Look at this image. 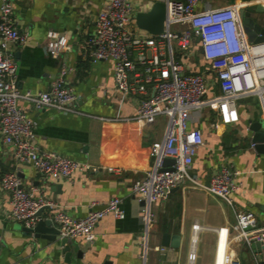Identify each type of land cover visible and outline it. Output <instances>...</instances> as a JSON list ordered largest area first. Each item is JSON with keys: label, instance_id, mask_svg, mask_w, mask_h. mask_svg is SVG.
Wrapping results in <instances>:
<instances>
[{"label": "crops", "instance_id": "0c3cea01", "mask_svg": "<svg viewBox=\"0 0 264 264\" xmlns=\"http://www.w3.org/2000/svg\"><path fill=\"white\" fill-rule=\"evenodd\" d=\"M102 1L12 0L15 25L26 36L22 44L11 47L18 64L16 87L21 91L46 90L50 77L65 60L72 68L67 82L78 96L76 113L35 111L19 102L34 123L38 145L42 150L100 166L96 172L76 173L59 181H42L29 163L16 169L24 188H39L59 210L73 217H84L91 208H101L113 197L121 200L124 216L102 218L95 226L94 241L82 257L66 262L57 242L28 234L20 222L7 219L9 194L0 190V264H189L191 250L195 253L193 264H213L217 238L213 229L219 227L229 231L228 240L240 264H258L264 260V250L258 253L231 240L234 210L253 212L258 225L264 224V152L251 146L250 129L262 121L264 130L257 96L239 99L238 121L219 124L217 128L213 123L218 117L211 106L190 113V126L202 131L204 141L193 159L190 174L208 183L222 166H232L236 186L230 195L233 207L205 190L171 189L166 200L151 205L153 220L144 250L140 204L130 187L148 172L152 162L149 145L163 137L165 118L160 116L153 122L127 119L136 114L138 96H122L114 89L112 60L92 63L83 55L80 46L93 31ZM212 1L209 0L210 6L230 2L218 0L217 5H212ZM155 2L132 0L135 12H145ZM257 2L263 4L264 0ZM51 34L67 42V49L56 57L47 49ZM207 77L211 94H219L214 76ZM107 167L119 168L120 172H108ZM12 170L15 166L10 150L0 139V175ZM194 224L200 226L196 232L192 229ZM163 233L179 235L178 247L161 246Z\"/></svg>", "mask_w": 264, "mask_h": 264}, {"label": "built area", "instance_id": "2783aa9c", "mask_svg": "<svg viewBox=\"0 0 264 264\" xmlns=\"http://www.w3.org/2000/svg\"><path fill=\"white\" fill-rule=\"evenodd\" d=\"M155 1L165 5L164 28L160 34L137 28L132 0H103L93 31L80 46L92 63L112 60L117 92L122 96H138L136 114L127 119L153 122L157 117L165 118L163 137L149 145L152 162L148 172L130 187L140 204L138 216L143 225L144 250L153 220L151 205L166 200L171 189L205 190L233 207L230 195L236 186L232 166H222L208 183L190 174L193 159L204 143L202 131L190 126L191 111L211 106L218 117L213 123L217 128L219 124L238 121L239 99L257 96L264 119V42L246 39L239 17L245 4L229 2L210 6L209 0ZM172 25L176 27L173 33ZM49 37L52 40L47 49L52 56L67 49L64 39L53 34ZM25 39V34L15 25L12 0H0V139L9 148L15 166V170L0 175V190L9 194L10 210L6 217L27 229L47 219L60 237L90 244L95 239V226L102 218L124 216L119 198H110L101 208H91L84 217L76 218L59 210L54 200L39 188H24L18 176L16 168L24 163L31 164L42 181H59L76 173L100 169L42 150L38 145L34 123L19 102L27 103L35 111L76 113L78 96L67 82L72 68L65 60L50 77L46 90L21 91L16 87L18 64L11 47ZM208 75L214 76L219 94H211ZM166 159H172L173 163L166 164ZM106 170L120 172L115 167ZM234 215L231 240L246 244L259 241L264 245V224L258 225L255 214L234 210ZM192 229L196 232L200 226L194 224ZM213 231L217 237L213 264H240L236 250L229 243L227 228ZM194 260L195 253L191 250L188 263L193 264Z\"/></svg>", "mask_w": 264, "mask_h": 264}, {"label": "water", "instance_id": "95a60500", "mask_svg": "<svg viewBox=\"0 0 264 264\" xmlns=\"http://www.w3.org/2000/svg\"><path fill=\"white\" fill-rule=\"evenodd\" d=\"M257 1L258 0H230V3L245 4L239 11L245 37L250 42L262 43L264 42V26L262 25L264 21V3L261 4ZM164 19L165 5L161 2H155L149 10L145 12H136L135 14V24L137 28L153 35L160 34L163 31ZM250 129L253 132L251 143L254 144V148H258L259 151L264 152V130L262 121L254 123ZM165 163L172 164L173 160L166 159ZM58 187L59 186H56L57 189ZM23 229L28 232V234H33L35 237H41L50 242H57L66 262H69L71 259H80L82 253L89 246V244L79 245L72 239L60 237L52 222L47 219L40 220L32 229H27L25 227ZM179 239V235L163 233L161 235L160 244L163 247L177 248ZM243 245L245 248L255 249L258 253L264 250V245L259 241L251 242L250 244L243 243ZM105 264H109V262H105ZM258 264H264V260L259 261Z\"/></svg>", "mask_w": 264, "mask_h": 264}, {"label": "rangeland", "instance_id": "374dc122", "mask_svg": "<svg viewBox=\"0 0 264 264\" xmlns=\"http://www.w3.org/2000/svg\"><path fill=\"white\" fill-rule=\"evenodd\" d=\"M217 1L218 0H214V1H212L213 2V4L212 5H217L218 3H217ZM220 1V0H219ZM170 31L173 33V32H175L176 31V27L174 26V25H172L171 27H170ZM158 118V117H157ZM160 118V117H159ZM196 264H202V261H198V262H196Z\"/></svg>", "mask_w": 264, "mask_h": 264}]
</instances>
